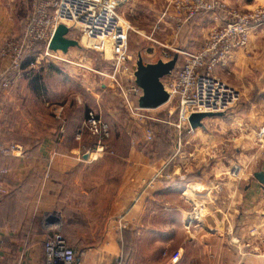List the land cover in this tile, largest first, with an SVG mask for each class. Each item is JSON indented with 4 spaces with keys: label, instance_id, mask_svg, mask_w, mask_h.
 Segmentation results:
<instances>
[{
    "label": "crops",
    "instance_id": "0c3cea01",
    "mask_svg": "<svg viewBox=\"0 0 264 264\" xmlns=\"http://www.w3.org/2000/svg\"><path fill=\"white\" fill-rule=\"evenodd\" d=\"M220 1L244 10L264 5V0ZM28 2L0 0V46L17 32L20 15L26 23L31 19ZM263 45L264 28L251 34L248 47L229 65L242 74L253 70ZM197 46L190 51L202 44ZM0 69L2 75L1 58ZM7 74L12 108H41L50 115L54 104L55 115L43 117L40 137L1 139L24 154L0 153V171H10L0 173V264H45L43 244L55 226L75 249L76 264H255L244 254V241L252 245L258 231L264 239V189L255 179L244 193L237 185L210 184L211 146L222 142L210 135L205 121L184 135L168 165L134 138L120 148L113 135L122 139L133 119L121 115L119 106L101 104L112 81L39 77L32 87L33 77ZM94 108L104 114L114 140L111 151L88 156L95 148L91 136L76 138ZM258 165L253 174L264 172V158ZM252 229L251 237H244Z\"/></svg>",
    "mask_w": 264,
    "mask_h": 264
},
{
    "label": "rangeland",
    "instance_id": "374dc122",
    "mask_svg": "<svg viewBox=\"0 0 264 264\" xmlns=\"http://www.w3.org/2000/svg\"><path fill=\"white\" fill-rule=\"evenodd\" d=\"M30 1L24 0V3L28 2L32 5L33 0ZM171 1L104 0L114 9L122 26L127 30V52L123 58L114 56L109 47L107 51L94 50L93 43L84 38L72 24L67 23L65 25L70 28L68 38L77 41L78 46L70 48L67 54L50 51V56H46L45 49L40 47L37 53L30 54L24 60L23 65L25 64L27 68L21 70L19 74L24 77H35L31 79L32 87L38 82L39 77H100L103 84H107V80L112 81V85L104 94L106 98L100 101L101 104L104 101L108 107L119 106L121 115H129L133 119L131 124L124 128L122 139H118L120 135L117 132L113 135L116 141H119L120 148L123 150L127 144L126 140L134 138V142L139 144L140 148L144 146L147 153L161 156L169 165L173 162L172 155L176 152L179 141L188 134L183 132L180 136L177 129L180 121L177 100L172 99L156 110L144 109L138 112L144 116L140 118L138 113L136 115L129 113L124 94L137 86L135 77L139 61L146 65H154L176 60L172 74L166 76L163 81L166 88H169V84L185 63V53H191L193 43H197L198 46L203 45L210 32L220 24L217 14L218 19L214 14H200L178 25L170 18L163 17ZM29 12L31 18L35 16L33 9ZM169 13L174 15L172 10ZM24 17L25 15L19 16L17 32L2 40L1 46L7 39L22 38L26 24ZM259 56V64H256L253 70L249 67V71L243 74L229 64L216 68L215 76L239 90L241 100L223 117L206 119L204 122L210 129V135L222 142L221 145L211 146L210 184L213 186L217 183L225 186L237 185L243 193L255 179L252 171L259 167L258 164L264 158V134L261 135L264 128V45ZM1 61L3 64L2 58ZM25 88L28 87L25 86ZM99 90H101L100 85ZM10 93V87L0 89V130L1 128L3 130V133H0V139L5 137L7 140L22 142L28 137H40L45 126L43 117L55 115V109L52 108L54 104L48 108L51 111L50 115L48 113L44 115V110L41 108L37 109L38 112L33 109L28 112L23 109L19 112L12 108ZM129 97L135 101V97L132 95ZM97 109L94 108L88 112L94 111L105 122L104 114ZM17 126L20 128L19 132L14 130ZM113 136L109 139L106 152L112 150ZM91 137H89V143L94 142L96 148V140ZM95 148L92 150L95 151ZM182 165L184 166V163ZM186 166L184 169H189ZM262 200L264 201V197ZM254 230L252 229L248 234L244 233V237L249 239ZM253 238L255 241L252 245L244 241V245H248L244 246L246 250L244 254L252 256L250 259L253 263L264 264V239L261 231H258L257 236Z\"/></svg>",
    "mask_w": 264,
    "mask_h": 264
},
{
    "label": "built area",
    "instance_id": "2783aa9c",
    "mask_svg": "<svg viewBox=\"0 0 264 264\" xmlns=\"http://www.w3.org/2000/svg\"><path fill=\"white\" fill-rule=\"evenodd\" d=\"M33 16L25 25L22 38L7 39L1 48L0 57L5 63L4 73H19L26 57L34 46L45 44V55L50 56L48 45L58 25L70 23L81 35L93 43L94 50L110 48L111 53L123 58L127 52V30L114 9L104 0H33ZM170 10L174 15H170ZM200 14H214L220 24L214 28L197 52L185 53V63L166 88L169 102L176 99L180 121L179 135L192 133L189 117L194 113L225 114L241 100V93L215 76L218 67H225L237 51L245 50L253 32L264 28V5L250 10L230 7L220 0H172L163 17L178 25L184 24ZM217 16L215 17L216 19ZM8 87V82L2 84ZM124 93V92H123ZM129 95L135 97L129 99ZM125 105L129 113L144 109L138 106L142 90L135 86L126 91ZM140 118L143 115L138 113ZM89 133L96 140V148L86 154H103L111 137L109 126L94 111H89L76 139ZM264 134V128L261 135ZM0 153L12 156L24 154V149L15 144H4L0 139ZM8 169L0 171L9 175ZM264 189V185L262 186ZM45 264H76L77 253L61 232L53 227L43 244Z\"/></svg>",
    "mask_w": 264,
    "mask_h": 264
},
{
    "label": "water",
    "instance_id": "95a60500",
    "mask_svg": "<svg viewBox=\"0 0 264 264\" xmlns=\"http://www.w3.org/2000/svg\"><path fill=\"white\" fill-rule=\"evenodd\" d=\"M70 28L60 24L57 26L52 39L48 45L51 52H62L67 54L70 48L78 46V42L68 38ZM176 60L154 65H146L142 61L138 62L136 72V85L142 90V96L139 99V106L145 110H154L162 107L169 102L170 95L162 83V80L169 76L174 70ZM224 114L213 113H194L189 117V124L193 130L203 128V122L206 119L221 118ZM255 180L264 185V172L259 171L254 174Z\"/></svg>",
    "mask_w": 264,
    "mask_h": 264
},
{
    "label": "trees",
    "instance_id": "16d2710c",
    "mask_svg": "<svg viewBox=\"0 0 264 264\" xmlns=\"http://www.w3.org/2000/svg\"><path fill=\"white\" fill-rule=\"evenodd\" d=\"M26 25V24H25ZM40 47H43L45 50H46V45L45 44H38V45H36V46H34V48H33V54H35V53H37L38 52V50H40ZM1 48H2V46H0V50H1ZM27 58V57H26ZM10 74V73H9ZM8 74H6V73H4L3 75H0V89H2V88H4L3 86H2V84L4 83V82H8V87H6V88H9L10 87V77H6ZM5 88V89H6ZM155 124H157V123H155Z\"/></svg>",
    "mask_w": 264,
    "mask_h": 264
},
{
    "label": "bare ground",
    "instance_id": "6f19581e",
    "mask_svg": "<svg viewBox=\"0 0 264 264\" xmlns=\"http://www.w3.org/2000/svg\"><path fill=\"white\" fill-rule=\"evenodd\" d=\"M65 24H67V23H64L63 25H65Z\"/></svg>",
    "mask_w": 264,
    "mask_h": 264
}]
</instances>
